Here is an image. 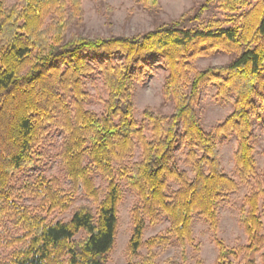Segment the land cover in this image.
<instances>
[{"label": "trees", "instance_id": "obj_1", "mask_svg": "<svg viewBox=\"0 0 264 264\" xmlns=\"http://www.w3.org/2000/svg\"><path fill=\"white\" fill-rule=\"evenodd\" d=\"M137 2L160 9L159 0ZM213 10L222 18L211 19L205 27L189 26ZM82 15V0H0V225L8 220L20 231L9 242L17 247L0 264H107L117 233L121 181L137 197L127 264H159L154 248L168 236L144 239L146 222L155 224L164 215L168 233L184 242L191 239L198 214L216 232L218 208L238 188L222 169L218 137L235 136L234 162L241 180L256 174L253 120L259 116L258 102L264 101V0H204L144 33L92 38L73 33L66 38L70 23ZM202 46L233 56L226 64L193 71L189 60ZM150 54L168 72L163 93L174 109L169 115L145 110L151 124L148 139L134 118L132 97L141 76L138 68ZM115 55L119 57L113 63ZM95 67L107 91L101 114L87 109L82 100L83 79ZM210 82L220 97L231 94L234 101L232 112L207 133L195 106ZM50 130L62 135L59 158L73 187L64 189L55 177L42 174L17 187L15 173L38 157L37 148ZM134 139L142 155L129 166L124 160L133 151ZM181 139L189 146L192 178L175 163ZM95 177L106 182L104 188L96 185ZM170 181L176 190L171 191ZM78 189L90 203L74 208L67 220L48 218L54 211L69 210ZM23 192L39 196L46 215L21 204ZM244 204L239 223L246 244L229 247L215 235L217 264H236L241 255L255 264L259 252L264 262L258 192L247 195ZM143 246L146 254L134 260ZM163 264L179 263L167 259Z\"/></svg>", "mask_w": 264, "mask_h": 264}, {"label": "rangeland", "instance_id": "obj_2", "mask_svg": "<svg viewBox=\"0 0 264 264\" xmlns=\"http://www.w3.org/2000/svg\"><path fill=\"white\" fill-rule=\"evenodd\" d=\"M204 0H159L160 9L150 10L142 6L137 0H82L83 15L80 19H74L66 38L73 33H80L88 37L109 36V35H132L144 33L151 30L155 25L179 18L183 13L191 8H197ZM9 3L14 0H8ZM222 18V13L217 11L206 12L201 19L189 26L205 27L211 19ZM202 52L193 56L189 62L193 71L202 70L212 65H223L230 61L233 54L219 49H208L202 46ZM115 55L112 62L118 59ZM141 74L135 83L133 91L134 118L144 127V135L151 137V124L144 116V112L150 109L154 114L169 115L173 112L174 102L163 93V85L168 75L163 66L162 60L156 55H149L143 61L142 67L138 68ZM82 98L84 106L101 114L103 103L107 98V91L104 87L103 75L95 67L85 75L82 85ZM233 96L220 97L217 94V87L213 83H208L202 87L195 106L200 123L205 132H214L225 118L233 110ZM260 106L259 116L253 120L255 134L254 157L256 159V174L247 180H241L234 162V153L237 148V140L233 135H221L218 137L217 148L219 160L223 171L238 183V188L234 192L227 194L218 208L219 221L216 232H213L208 223L196 214L192 222V234L190 240L184 242L168 233L169 221L161 215L155 224L146 222L144 239L156 234L168 236L167 241L154 248L156 252L155 262L163 264L167 259L176 260L179 264H217L218 247L214 240L216 235L222 239L229 247H241L246 244V235L239 223V216L242 208L245 207L244 199L252 191L259 194V209L264 222V101ZM62 144V135L56 130L47 131L37 150L38 157L33 163L14 175V183L17 187H22L29 180H34L39 174L48 178H56L57 182L64 189L72 188L73 185L66 177L64 167L59 158V151ZM189 146L181 140L174 150V159L180 170L186 171L193 177L191 166L188 163ZM142 148L140 143L134 139L132 153L124 160L126 165L131 166L141 160ZM97 186L104 188L106 182L99 177H95ZM171 191L177 189L175 182H169ZM122 198L118 205V227L115 243L108 255L107 264H127L126 246L131 233V209L137 202L136 194L124 181H121ZM74 203L65 212L54 211L48 215L53 220H67L71 211L81 204L90 203L80 189L74 190ZM19 201L24 206H28L32 211L46 215L42 209L41 199L35 194L23 192ZM19 229L6 220L0 225V260L8 258L14 248L10 245V239L17 236ZM264 234V225H263ZM145 247L139 250L138 261L146 254ZM184 254V256H183ZM260 252L255 254V264H264L260 257ZM233 260V258H232ZM236 264H248L243 255L234 259Z\"/></svg>", "mask_w": 264, "mask_h": 264}]
</instances>
